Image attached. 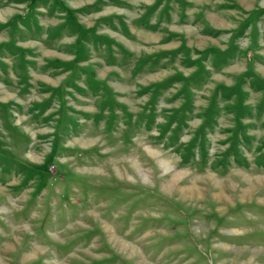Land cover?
I'll return each instance as SVG.
<instances>
[{
  "label": "rangeland",
  "instance_id": "374dc122",
  "mask_svg": "<svg viewBox=\"0 0 264 264\" xmlns=\"http://www.w3.org/2000/svg\"><path fill=\"white\" fill-rule=\"evenodd\" d=\"M0 264H264V0H0Z\"/></svg>",
  "mask_w": 264,
  "mask_h": 264
},
{
  "label": "bare ground",
  "instance_id": "6f19581e",
  "mask_svg": "<svg viewBox=\"0 0 264 264\" xmlns=\"http://www.w3.org/2000/svg\"><path fill=\"white\" fill-rule=\"evenodd\" d=\"M154 155H155V153H154ZM157 156L160 157L159 153L157 154ZM195 188H196V186H195ZM187 189H188L189 192L193 191V188H192V187H191V188L189 187V188H187ZM249 191H250V190H249ZM249 191H246L245 193H248ZM191 194H192V193H191ZM218 195H219V194H218ZM220 199H221V198H220Z\"/></svg>",
  "mask_w": 264,
  "mask_h": 264
}]
</instances>
